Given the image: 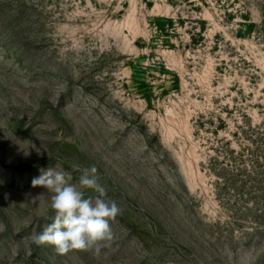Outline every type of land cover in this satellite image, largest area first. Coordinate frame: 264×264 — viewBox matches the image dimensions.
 Returning <instances> with one entry per match:
<instances>
[{
    "label": "rangeland",
    "instance_id": "374dc122",
    "mask_svg": "<svg viewBox=\"0 0 264 264\" xmlns=\"http://www.w3.org/2000/svg\"><path fill=\"white\" fill-rule=\"evenodd\" d=\"M73 163L121 211L61 255ZM0 264H264V0H0Z\"/></svg>",
    "mask_w": 264,
    "mask_h": 264
},
{
    "label": "clouds",
    "instance_id": "9594fccd",
    "mask_svg": "<svg viewBox=\"0 0 264 264\" xmlns=\"http://www.w3.org/2000/svg\"><path fill=\"white\" fill-rule=\"evenodd\" d=\"M72 169L80 173L78 184L71 183V173L51 167L32 180L33 187L40 186L53 193L52 222L33 236V242L38 246L52 245L61 255L76 249L99 251L101 242L112 239L110 222L121 211L114 200L107 198V189L100 183L94 165L82 167L73 163ZM84 189L96 195L86 197Z\"/></svg>",
    "mask_w": 264,
    "mask_h": 264
}]
</instances>
